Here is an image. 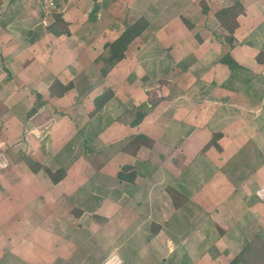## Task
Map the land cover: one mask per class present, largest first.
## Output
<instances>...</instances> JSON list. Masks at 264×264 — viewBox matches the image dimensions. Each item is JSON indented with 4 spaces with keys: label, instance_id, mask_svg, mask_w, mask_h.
<instances>
[{
    "label": "crops",
    "instance_id": "obj_1",
    "mask_svg": "<svg viewBox=\"0 0 264 264\" xmlns=\"http://www.w3.org/2000/svg\"><path fill=\"white\" fill-rule=\"evenodd\" d=\"M122 2L124 0H80L69 6L68 13L62 16L69 24L70 34L49 35L55 39L73 38L76 29L73 18L77 17L85 32L99 30L98 38L102 43L97 50L94 44L82 46V56L91 55L83 66L80 57H73L76 50L66 56L63 51L53 52L44 63L48 71L41 75V80L46 82L45 100L49 99L52 80L72 83L73 89L68 91L72 92L76 89L74 77L78 71L82 69L85 79L89 78L88 67L99 73L95 60L102 54L104 43L115 40L141 16L146 17L149 26L128 47L126 60L118 63L106 77L101 76V86L111 83L107 89L115 93L113 103L120 106L121 111L143 113L137 125L127 123L132 138L145 135L153 140L152 147L142 146L136 155L122 150L130 140L123 144L119 152L123 163L115 177L124 165L139 166L133 183L120 182L127 190L133 189V193L138 189L135 184L139 183L138 179L148 181L154 175L167 173L169 182L163 193L167 189L178 193L180 207L172 205L175 215L179 220H201L199 231L204 236L198 237H202L199 239L202 245L191 251L183 250L184 257L198 255L202 257L199 264H231L233 260L236 264H264V199L257 194L264 187V0ZM201 2L205 3L207 13H203ZM236 3L241 5L243 13L237 17L234 33L230 35L221 27L215 13ZM39 29L30 39L35 41L31 49L38 45L35 37L40 35L42 28ZM43 31L48 32L46 27ZM131 48L135 56L129 59ZM226 54L242 67L236 76L220 62ZM258 55L260 61H257ZM60 57L66 58L62 65L65 69L60 66L62 75L56 71ZM36 59L25 61L30 69L23 76L17 74L21 80L30 78L31 67L40 66ZM8 77L4 83L10 81ZM133 81L138 84L130 85ZM123 84L131 89L132 99L139 97L135 105L125 104L117 87ZM13 107L14 115L22 124L21 114L28 117L25 113L31 108L27 109L20 100ZM214 135H220L217 143L221 150L215 146L204 150ZM74 136L75 133L70 141ZM175 143L181 145L178 150L181 162L173 156L166 160L163 155L167 154V146ZM143 152H147V156H142ZM199 231L194 230V233L197 235ZM7 251L9 258L20 260ZM204 256H210L215 262L207 263Z\"/></svg>",
    "mask_w": 264,
    "mask_h": 264
},
{
    "label": "rangeland",
    "instance_id": "obj_2",
    "mask_svg": "<svg viewBox=\"0 0 264 264\" xmlns=\"http://www.w3.org/2000/svg\"><path fill=\"white\" fill-rule=\"evenodd\" d=\"M7 1L0 0V264H109L114 258L116 264H199L202 257H184L183 250L202 245L201 220H179L175 215L168 194L163 193L169 182L167 173L154 175L148 181L138 179V189L133 193L115 177L123 163L119 160L121 146L132 140V131L127 128L131 116L124 115L113 101L97 118L89 116L94 110V97L108 90L111 83L104 81L101 86V75L88 67L89 78H83L82 69L75 75L74 91L60 101L45 100L46 82L41 75L48 70L44 63L53 52L63 51L66 56L75 50L73 57H80L82 66L88 63L91 55L82 56V46L94 44V50L99 49V30L85 32L82 22L74 17L73 38L55 39L43 31L46 26L34 9ZM149 2L152 4L153 0ZM68 11L66 7L63 14ZM47 23H51L50 18ZM39 28L41 33L35 37L38 45L31 49L35 42L30 40L32 32L38 33ZM134 54L131 48L129 59ZM29 58H38L40 66L31 67L30 78L21 80L17 74H27L30 65L25 66V61ZM64 59L57 58L58 75L64 74L60 70ZM8 76L10 81L4 83ZM117 87L126 105L139 101L138 96L131 98V89L125 84ZM37 94L43 106L28 117L22 113L21 124L13 106L20 100L27 109L32 108ZM100 118L99 125L106 126L93 136L87 126L96 125ZM82 129L86 133L83 131L80 138ZM180 147L177 143L167 146L170 152L164 149L166 160L173 156L181 162ZM28 152L44 166L64 168L66 176L62 182L52 185L44 172L31 173L20 158L21 153ZM142 156H147V152ZM84 206L86 212L76 219L72 209ZM158 224L163 230L154 233ZM7 250L20 260L9 258ZM211 257L204 259L207 263L214 261Z\"/></svg>",
    "mask_w": 264,
    "mask_h": 264
},
{
    "label": "trees",
    "instance_id": "obj_3",
    "mask_svg": "<svg viewBox=\"0 0 264 264\" xmlns=\"http://www.w3.org/2000/svg\"><path fill=\"white\" fill-rule=\"evenodd\" d=\"M9 2H16V1H9ZM203 3V13H207L208 9L204 6ZM243 13V8L240 4L236 3L235 5L224 8L219 10L215 13L216 19L219 21L221 27H223L230 35L234 33V28L236 25V19L237 17ZM62 13H53V20L52 22L46 26V30L51 33L52 35L56 37H60L62 35H69V24L63 19ZM43 17V14L39 15V18L41 19ZM189 28H192V25L189 22H185ZM149 22L146 17L141 16L137 20H135L132 24L128 25L121 34L113 41L111 42H105L103 45V52L99 55V57L95 60V63L99 65L100 70L99 73L102 77H106L110 71L115 67L116 64L125 61L126 51L128 47L131 45V43L140 37L144 31L148 28ZM34 32H32L33 35ZM260 55V54H259ZM259 55L257 56V61H260V58L258 59ZM220 62L231 70L233 76H236L238 71L242 68L238 65V63L231 58L229 54L224 55ZM73 89V84L68 83L64 84L58 79L52 80V82L49 85V99L51 98H62L68 91ZM37 103L34 104V106L26 112L28 116L35 114L40 107L43 106L44 102L41 101L40 95L37 94ZM115 99V93L112 90L106 91L104 94L97 96L94 98V110L89 114L91 117L97 118V116L100 113H103L106 109V107ZM125 113H129L131 116V120L129 121V124L135 126L143 119L144 115L140 112H135L134 114H131L129 110H124ZM100 120L101 118L96 121V125L88 124L87 128L88 131L92 132L93 136H97L100 132H102L105 128V124L103 126H100ZM83 129L79 132V137L82 138L83 136ZM86 133V131H84ZM91 132H87V136H91ZM78 137V138H79ZM220 135H214L213 138L210 140V142L204 147V150H207L211 146H215L218 150H221V147L218 145L217 141L219 140ZM142 146H153V140L149 139L145 135H137L130 140L128 144H126L123 147V152L130 154V155H136L138 150ZM21 162H23L33 173L37 174L40 172H44L50 179V181L56 185L60 181H62L66 176V170L64 168H57L56 170H53L47 166H44L37 162L36 160H33L30 157V152L28 153H21L20 155ZM140 171L139 166L137 167H131L128 165L122 166V168L117 173V180L119 182H125V183H133L136 179L137 173ZM166 194H168V197L170 198L173 206L175 208H179L180 203L178 199V193L174 189H167L165 191ZM84 208H73L71 213L74 214L75 218H80L82 214L86 211ZM93 209L91 210V212ZM154 233H157V231L160 230L159 226H154ZM237 261L233 260L231 264H236Z\"/></svg>",
    "mask_w": 264,
    "mask_h": 264
},
{
    "label": "built area",
    "instance_id": "obj_4",
    "mask_svg": "<svg viewBox=\"0 0 264 264\" xmlns=\"http://www.w3.org/2000/svg\"><path fill=\"white\" fill-rule=\"evenodd\" d=\"M12 1L8 0L7 2ZM21 3L23 6L31 7L34 9L35 14L38 16L43 14L41 18L42 24L48 26L47 19L53 20V13H62L70 5L80 1V0H13ZM261 199H264V187L260 188L257 192Z\"/></svg>",
    "mask_w": 264,
    "mask_h": 264
},
{
    "label": "bare ground",
    "instance_id": "obj_5",
    "mask_svg": "<svg viewBox=\"0 0 264 264\" xmlns=\"http://www.w3.org/2000/svg\"><path fill=\"white\" fill-rule=\"evenodd\" d=\"M115 262H116V258L111 259V261H109V264H116Z\"/></svg>",
    "mask_w": 264,
    "mask_h": 264
}]
</instances>
